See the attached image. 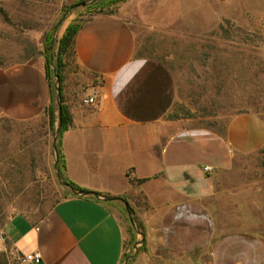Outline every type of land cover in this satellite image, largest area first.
I'll return each mask as SVG.
<instances>
[{"label":"crops","instance_id":"obj_1","mask_svg":"<svg viewBox=\"0 0 264 264\" xmlns=\"http://www.w3.org/2000/svg\"><path fill=\"white\" fill-rule=\"evenodd\" d=\"M139 15L144 27L154 22ZM73 52L76 82H66L63 94L71 115L60 142L63 177L125 199L147 249L131 264H264V190L255 188L246 207L241 188L226 187L235 158L264 148V121L237 114L220 135L174 118L173 78L159 61L138 56L133 17L92 16L77 31ZM89 97L93 104L84 103ZM50 101L41 64L0 66V120L47 122ZM49 161L48 152L46 166H55L54 144ZM61 187L67 195L41 218L16 214L1 225L0 264H19L36 251L38 264H121L122 202L110 207Z\"/></svg>","mask_w":264,"mask_h":264},{"label":"rangeland","instance_id":"obj_2","mask_svg":"<svg viewBox=\"0 0 264 264\" xmlns=\"http://www.w3.org/2000/svg\"><path fill=\"white\" fill-rule=\"evenodd\" d=\"M95 2L0 0V66L41 64L45 71L44 40L53 31L49 81L57 100L54 65L67 27L99 13L133 17L138 56L159 61L173 78L174 118L220 135L237 114H255L264 121V0H124L104 8ZM139 14L154 22L144 27ZM62 63L64 94L66 82H76L74 55H63ZM57 116L53 125L49 115L47 122L25 126L0 120V225L16 214L39 219L67 195L54 165L46 166L47 153L51 162L53 144L59 146L58 136L54 143ZM226 174V187L239 186L241 206L247 207L255 188L264 190V148L235 158ZM97 197L116 206L106 200L111 198ZM117 207L126 226L121 264H127L147 249L124 204Z\"/></svg>","mask_w":264,"mask_h":264},{"label":"trees","instance_id":"obj_3","mask_svg":"<svg viewBox=\"0 0 264 264\" xmlns=\"http://www.w3.org/2000/svg\"><path fill=\"white\" fill-rule=\"evenodd\" d=\"M96 1L97 2H95L94 4H96L99 8H104V7H108L112 4H115L119 1H124V0H96ZM99 14H106V13H99ZM99 14H96V15H99ZM108 15H113V14H108ZM93 16H95V15H93ZM91 17H89V18H91ZM86 20H83V21L78 22V23H73L67 27L65 33L63 34V36L59 42L56 61H55V65H54L55 76L59 82V86H58V90L60 91L59 104H60V108H61L60 121H58V116H57V124L59 126V132H58L59 146L57 147L58 162L56 165V169H57L58 173L60 174V176L62 177V181L64 183H66L69 186V188H71L72 190L78 191L79 193H86L87 191L82 189V188H79L74 183H72L71 181H69L63 177V161H62L61 153H60V142H61V137H62L63 132L71 125V115L69 113L68 107L64 103V96H63V92H62V85H61L62 81H63L62 57H63V55H70L71 53L74 54L73 45H74L75 35H76L77 31L79 30L81 24ZM52 36H53V31H51L48 35H46L45 40H44V51L46 54V56H45V74H46V77L48 78V80L50 78V67L52 66L51 58L53 57V50H54L53 49L54 48V40H53ZM50 86H51V83H50ZM55 96H56V94L52 91V87H51V101H50V105H49L48 112H47L49 115L51 125H53V123L55 121V113L56 112L58 113V102H57ZM95 195L101 196V194H99V193H96ZM117 199H119V201H121L123 204H126L128 206V204L124 198L119 197ZM104 204H106V203H104ZM128 209H129V211L133 217V224L132 225H134L138 229H140V231L144 237L143 226L137 221V219L134 216L132 209L129 206H128ZM139 251L140 252L145 251L144 244ZM132 261H133V259H131L130 262H128L127 264H131Z\"/></svg>","mask_w":264,"mask_h":264},{"label":"built area","instance_id":"obj_4","mask_svg":"<svg viewBox=\"0 0 264 264\" xmlns=\"http://www.w3.org/2000/svg\"><path fill=\"white\" fill-rule=\"evenodd\" d=\"M94 100L89 97L84 103L93 104ZM204 171L209 172L211 169L209 167H204ZM5 251V233L0 225V254ZM41 260V255L38 251L32 252L30 254L24 255L19 259V264H38Z\"/></svg>","mask_w":264,"mask_h":264},{"label":"water","instance_id":"obj_5","mask_svg":"<svg viewBox=\"0 0 264 264\" xmlns=\"http://www.w3.org/2000/svg\"><path fill=\"white\" fill-rule=\"evenodd\" d=\"M59 98H60V92L57 90V102H58V121H60V116H61V108H60V104H59ZM58 132H59V126H57V129H56V132H55V136H54V143L57 139V136H58ZM54 151H55V166H54V169L56 170V175H57V178L58 180L61 181V177L56 169V165H57V162H58V152H57V148H56V145L54 144ZM62 185L63 186H66V187H69L66 183H64L63 181H61ZM81 195H94L95 197H97V195H95L94 193H91V192H86V193H79ZM101 199V198H100ZM106 200H112V201H115V200H119L117 198H114V199H106ZM125 206V209H126V212H127V215L129 217V220H130V223L133 224V220H132V217H131V213L128 209V206L126 204H124Z\"/></svg>","mask_w":264,"mask_h":264}]
</instances>
